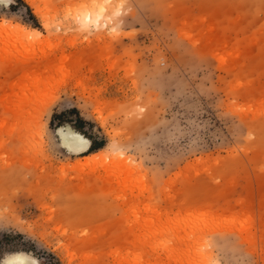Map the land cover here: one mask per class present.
I'll return each instance as SVG.
<instances>
[{
  "label": "rangeland",
  "instance_id": "374dc122",
  "mask_svg": "<svg viewBox=\"0 0 264 264\" xmlns=\"http://www.w3.org/2000/svg\"><path fill=\"white\" fill-rule=\"evenodd\" d=\"M4 21L26 36L0 30V264H264V0H12ZM72 108L104 148H64Z\"/></svg>",
  "mask_w": 264,
  "mask_h": 264
},
{
  "label": "bare ground",
  "instance_id": "6f19581e",
  "mask_svg": "<svg viewBox=\"0 0 264 264\" xmlns=\"http://www.w3.org/2000/svg\"><path fill=\"white\" fill-rule=\"evenodd\" d=\"M29 2L35 3V0H29ZM0 4L10 5V4H12V0H0ZM37 11L40 14H43V15L46 14L40 8H38ZM104 15L105 14L101 11L99 12V14H97V16L95 18H96L98 23H100L102 21V18L104 17ZM94 16H95V11L92 10L87 14L86 19L92 20L94 18ZM46 24H47V22H46ZM14 25L15 24H12L11 22H5V21L0 22V30H4V31L9 30V33H11L13 30L10 32V29L16 28L21 33V35L26 36L25 27L20 26V25H15V26ZM14 32H15V30H14ZM33 34H35L36 36L41 35V33L37 30L34 31ZM58 133L61 137L62 144H63L64 148L69 150L71 153L76 154V155H80V154H83L85 152H88V150H90L91 140L88 137H86L84 134H82L81 132L73 130V129H66L64 127H60L58 129ZM106 158L107 157H106L105 153L100 151V152L93 154V156L87 158V161L93 162V163H95V162L100 163L101 161H105ZM145 224L146 223H144V225ZM7 264H31V263L29 262V260L24 255L18 254L14 258H11Z\"/></svg>",
  "mask_w": 264,
  "mask_h": 264
},
{
  "label": "trees",
  "instance_id": "16d2710c",
  "mask_svg": "<svg viewBox=\"0 0 264 264\" xmlns=\"http://www.w3.org/2000/svg\"><path fill=\"white\" fill-rule=\"evenodd\" d=\"M70 113L73 116L66 117V119H64V117L67 114L66 112L55 114L54 117L59 120V124L68 123L74 129L82 132L85 136L90 138V140H91L90 151H98V150L104 148L105 147V143H106L105 139H100L98 137H95V136L91 135L90 133H88V131H86V129H85L86 128L85 126L88 125V124L92 125V122H90L87 119L83 118V116H81V114L79 113L78 109H76V108H72L70 110Z\"/></svg>",
  "mask_w": 264,
  "mask_h": 264
}]
</instances>
